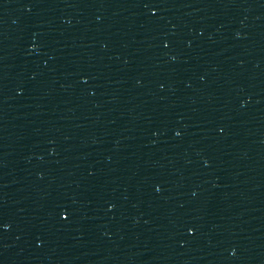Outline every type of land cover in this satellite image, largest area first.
Masks as SVG:
<instances>
[{
    "label": "water",
    "instance_id": "obj_1",
    "mask_svg": "<svg viewBox=\"0 0 264 264\" xmlns=\"http://www.w3.org/2000/svg\"><path fill=\"white\" fill-rule=\"evenodd\" d=\"M174 264H264V0H242Z\"/></svg>",
    "mask_w": 264,
    "mask_h": 264
},
{
    "label": "snow or ice",
    "instance_id": "obj_2",
    "mask_svg": "<svg viewBox=\"0 0 264 264\" xmlns=\"http://www.w3.org/2000/svg\"><path fill=\"white\" fill-rule=\"evenodd\" d=\"M151 11H152V12H155V11H156V8H152ZM61 216H63V217L66 218V217L68 216V212H67V210H62V211H61ZM188 231H189V232H192V231H194V229L191 228V227H189V228H188Z\"/></svg>",
    "mask_w": 264,
    "mask_h": 264
}]
</instances>
